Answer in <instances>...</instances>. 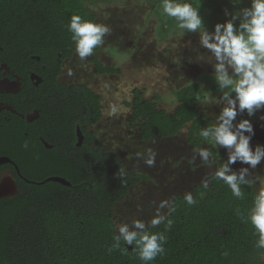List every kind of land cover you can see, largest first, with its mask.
I'll list each match as a JSON object with an SVG mask.
<instances>
[{"label":"trees","instance_id":"obj_1","mask_svg":"<svg viewBox=\"0 0 264 264\" xmlns=\"http://www.w3.org/2000/svg\"><path fill=\"white\" fill-rule=\"evenodd\" d=\"M163 4V0H156ZM86 0H0V39L13 46L32 42H51L54 48L74 45L68 24L72 15H80L97 23L99 14L91 11ZM106 36L104 37L105 41ZM104 41L93 54L104 47ZM33 53L43 56L39 47ZM92 60L99 72L117 73L119 68L105 66L98 57ZM82 112L97 122L102 117L100 97L82 89ZM177 106L172 112L158 107L157 100L145 99L136 91L130 125L139 139L167 138L191 123L192 135L215 123L198 105L206 94L200 83H189L176 93ZM132 131V132H133ZM200 139H203L200 137ZM77 186L81 197L73 198L75 210L60 214L33 213L23 209L13 215L10 237L4 245L0 264H144L133 250L124 245L112 251L115 222L111 207L132 185L147 179L144 174L125 170L116 155L100 157L97 162H85ZM121 170L124 174L121 175ZM239 173L237 169H231ZM78 176H74V182ZM246 178L250 180L247 176ZM243 199L232 195L226 184L214 177L210 188L197 186L193 195L196 203L189 206L183 197L172 201L174 212H168L171 227L165 223L149 227L152 232H164L165 253L149 264H264V249L254 247L258 236L249 222L238 213L247 214L256 193L253 183L243 184ZM78 200V201H77ZM170 206V207H171ZM227 251L228 255L223 253Z\"/></svg>","mask_w":264,"mask_h":264},{"label":"rangeland","instance_id":"obj_2","mask_svg":"<svg viewBox=\"0 0 264 264\" xmlns=\"http://www.w3.org/2000/svg\"><path fill=\"white\" fill-rule=\"evenodd\" d=\"M86 1L87 7L100 15L97 23L110 29L107 35L109 43L96 55L106 66L120 69L118 73L105 77L96 89L102 97L104 112V120L98 125L97 133L105 148L108 146L117 152L126 169L149 176L147 185L132 189V193L139 191V195L144 194L142 210H145L131 216L133 220L140 219L147 225L156 214L160 201L168 200L170 206L176 197L184 196L187 192L194 195L195 188L202 186L205 180L210 188L216 168L220 163L227 162L230 149L213 147L198 135L193 136L191 123L176 136L163 139L144 141L133 129L131 135L127 134L136 91L141 92L145 99L157 97L158 107L172 112L177 106V90L198 82L206 94L198 108L216 123L226 103L221 97L227 89L219 88L214 69L217 61L207 48L201 46L199 33L180 29L178 21L168 17L163 12L162 4H157L156 0ZM188 2L199 9L204 27L209 32L214 31L216 23L231 19V14L249 5V0L237 4L229 0ZM226 8L228 16L225 15ZM235 23L238 24L239 20ZM242 119L252 122L254 134L246 132L245 135H251L253 149L258 144L264 145V109L252 116L248 115L247 110H238L233 120L234 129ZM198 147L211 151L208 163L202 160L198 151H194ZM148 153H155V165L152 167L144 162ZM230 168L238 171L248 168L246 176L254 182L257 192L260 187L257 178H264V159L255 169L239 159ZM168 211L169 207L160 209L164 216Z\"/></svg>","mask_w":264,"mask_h":264},{"label":"flooded vegetation","instance_id":"obj_3","mask_svg":"<svg viewBox=\"0 0 264 264\" xmlns=\"http://www.w3.org/2000/svg\"><path fill=\"white\" fill-rule=\"evenodd\" d=\"M107 35L104 45L109 43ZM1 40L0 256L7 237L16 226L12 217L18 211L30 209L33 213L53 215L76 211L79 203L74 206L73 198L79 199L82 195L77 182L82 178L81 166L85 162H97L98 158L112 153L128 172L144 174L126 169L117 152L100 142L97 129L104 120V112L102 97L96 89L105 77L116 73L99 72L92 60L96 53L81 60L75 45L61 46L57 50L51 42H32L18 47L13 46L16 42ZM36 47L43 56L32 52ZM83 88L100 97L102 117L97 122H92L82 112L84 96L78 92ZM129 129L127 134L132 129L130 118ZM75 175L78 177L74 182ZM144 175L147 179L120 193L111 207L115 224L127 222L131 225V215L145 210H142L144 194L132 193L134 187L147 185L149 176ZM150 221L146 225L148 228ZM127 246L132 250V245Z\"/></svg>","mask_w":264,"mask_h":264},{"label":"clouds","instance_id":"obj_4","mask_svg":"<svg viewBox=\"0 0 264 264\" xmlns=\"http://www.w3.org/2000/svg\"><path fill=\"white\" fill-rule=\"evenodd\" d=\"M229 2L237 4L242 0ZM162 7L168 17L178 21L180 29L198 32L201 46L215 56L217 61L214 66L215 80L221 90L227 89L223 91L221 97L226 103L218 114V122L201 128L199 136L213 147L224 146L230 149L227 162L220 163L213 176L226 184L233 196L243 199L244 192L241 186L254 182L246 178L248 168H242L237 173L230 171V165L239 159L255 169L264 159V145L258 144L254 149L251 146V135H245L246 132L254 134L249 119L239 121L235 129L233 120L238 110L241 112L247 110L248 115L252 116L256 111L264 109V0H249L248 6L231 14V19L216 23L212 32L205 29L199 9L193 7L188 0H163ZM225 15H229L227 8ZM237 20L238 24L235 23ZM68 31L72 34L76 54L83 60L92 55L93 50L103 43L110 29L104 24L77 14L71 16ZM232 93H235L234 97ZM24 147H27V143ZM194 151H198L202 160L208 163V158L212 155L209 149L198 147ZM144 162L149 167L154 166L155 153H148ZM123 174L121 170V175ZM256 182L260 187L254 195L251 207L246 215L238 214L242 221L246 223L250 221L254 228L253 234L258 236L254 247L264 249V178L258 177ZM202 186L207 189L208 181H203ZM183 199L189 206L196 203L190 192L185 193ZM166 207H169V201H160L156 214L150 221L151 227L155 228L162 223H165L166 227H171L172 220L168 218L165 222V216L160 212V209ZM174 211L175 207L171 206L169 212ZM115 228L116 234L113 236V244L109 251L120 248L123 241L125 246H133L132 250L144 264H149L157 256L165 253L164 244L167 236L164 232L149 231L146 222L134 219L131 225L127 222L117 223ZM223 255L227 256L228 252L225 251Z\"/></svg>","mask_w":264,"mask_h":264},{"label":"water","instance_id":"obj_5","mask_svg":"<svg viewBox=\"0 0 264 264\" xmlns=\"http://www.w3.org/2000/svg\"><path fill=\"white\" fill-rule=\"evenodd\" d=\"M59 181L66 183V181H64L63 179H59ZM130 248H131V247H130Z\"/></svg>","mask_w":264,"mask_h":264}]
</instances>
